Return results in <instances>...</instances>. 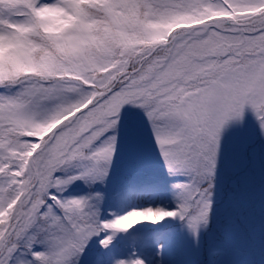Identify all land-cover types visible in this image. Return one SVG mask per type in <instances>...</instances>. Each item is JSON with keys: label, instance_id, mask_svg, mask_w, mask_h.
Returning a JSON list of instances; mask_svg holds the SVG:
<instances>
[{"label": "snow or ice", "instance_id": "snow-or-ice-1", "mask_svg": "<svg viewBox=\"0 0 264 264\" xmlns=\"http://www.w3.org/2000/svg\"><path fill=\"white\" fill-rule=\"evenodd\" d=\"M132 109L183 180L173 209L102 222L91 197L53 190L107 178L138 142ZM246 111L264 137V0H0V264H81L97 238L93 264H151L113 241L170 219L199 247L222 134Z\"/></svg>", "mask_w": 264, "mask_h": 264}, {"label": "rangeland", "instance_id": "rangeland-1", "mask_svg": "<svg viewBox=\"0 0 264 264\" xmlns=\"http://www.w3.org/2000/svg\"><path fill=\"white\" fill-rule=\"evenodd\" d=\"M124 119L125 121L133 119L137 124L140 129L138 142L135 145H129L127 142L119 144L107 178L103 182L92 183V185L97 187L92 190V195L89 193L88 185L85 187L82 185L85 181L77 180L68 185L65 193L60 196V198L91 197V203L100 211V200L97 201L95 197L97 194L101 195V189L108 188L112 193H115L119 189L118 182L121 176L134 175L132 177L133 185L136 187L133 190L135 191L134 198L126 199L122 206L123 208L119 211H114L110 206L102 208L99 213V219L102 222L112 221L132 210L140 208H155L162 205L166 209H173L172 207H175V204H173L171 185L183 180L182 177H170L166 174L163 162L151 138L150 129L146 127V121L143 119L142 114L138 110L132 109L124 113ZM78 168L80 170V167ZM134 168L138 169L134 170ZM76 172L77 170H74L72 174L76 175ZM224 173L226 177L239 173L242 180L230 184V192L227 191L226 203L216 202L217 199H214V206L219 212L218 215L221 216L224 213L223 211L234 212L236 209H247L248 206L250 208L243 230H238L235 224L223 227L224 223L231 221L227 213L219 218L218 224L223 227L222 229L229 239L230 246H233L238 251L251 252V254L250 257L244 253L241 255H229V253L224 255L220 251L221 254L216 257L217 264H264V207L259 204L264 201V137L261 136L255 117L250 111H246L242 123L230 122L222 134L218 162L219 178ZM220 186L223 191L221 192V197L224 198L225 186L223 183L217 185L218 191ZM95 191L96 193H94ZM237 191H239L240 196H238ZM117 193H121V191ZM153 197H156L161 204L156 205L157 202L154 204L150 202L149 198ZM216 209L213 210V213H216ZM176 221L178 219L165 220L157 225L139 224L135 227L138 231L133 228L127 233H118L117 238L124 243L123 248L127 247V250L133 249L137 251V254L146 257L151 264H174L177 250L181 246L180 237L177 232L169 230V225L167 224ZM139 231L151 233L144 240L142 248L132 245L133 237L135 236L136 239L137 236H140ZM202 235L203 232L200 237V245L196 247L188 231L186 232L187 247L184 255L187 264H191L194 259L196 261L197 255L202 249ZM93 245L94 247L99 246L98 238L97 243ZM217 247L220 248V246ZM209 249L208 252L206 250L202 253L206 260L205 264H209Z\"/></svg>", "mask_w": 264, "mask_h": 264}, {"label": "trees", "instance_id": "trees-1", "mask_svg": "<svg viewBox=\"0 0 264 264\" xmlns=\"http://www.w3.org/2000/svg\"><path fill=\"white\" fill-rule=\"evenodd\" d=\"M79 166H73V167H70L68 169H66L65 171H61V172H57L56 175L57 177H60V178H66L67 176H70V175H73L72 172H74V170H77L76 174H78V172L80 171ZM138 168H134V170H137ZM240 173V172H239ZM239 173H235V174H232V175H229L228 177L225 176V173L224 175L218 179V182H217V185L223 183L224 186H225V194H224V198L221 197V192H223L221 189V186L219 187V191L216 187V190H215V194H214V199H217L216 202H225L226 203V198H227V191L230 192V184H234L233 182H237V181H240L242 180V177L239 176ZM134 175H129V176H121L119 178V189L115 191V193L112 191H110L108 188L107 189H104L102 188L101 189V199H100V211L99 213L102 211V208H106L108 206H110L114 211H119L121 208H123L122 206L124 205V202L126 199L130 198V199H133L135 195V186L133 185L134 184V181H133V177ZM225 176V177H224ZM264 181V180H263ZM82 185L87 186L88 185V189L90 190L89 193L92 195V190H94L96 185H92V183H86V182H83ZM100 186V184H99ZM113 190V189H112ZM118 191H121V193H117ZM54 194L58 195L59 197L62 196L65 191L63 193H55V190H53ZM96 193V191L94 192ZM112 193V194H111ZM237 194L238 196H240V193L239 191H237ZM256 203H258L257 200H255ZM254 201V202H255ZM173 204H175V201L173 202ZM259 204H261L262 207H264V201L263 202H260ZM174 208V207H172ZM213 210L216 209V207L213 205ZM249 206L247 207V209L245 208H241V209H236L234 210V212L232 211H223L224 213L219 216V212L217 211L216 209V213H213L212 211V214L210 216V222H209V225H208V228L207 230L203 231V235H202V249H200V252L198 253L199 255H197V259L195 261V259L193 261H191V264H205L206 263V260L204 259V256L202 255L203 252H205L207 250L208 252V249L209 248H213V247H217V246H220V248H218L224 255H229L230 254H239L241 255L242 253L248 255L250 257V254L251 252H244V251H238L236 248H234L233 246H230V243L228 242L229 239L228 237L225 235V232L223 231V227H226V226H232V225H237V229L238 230H243L245 228V220L247 218V214L249 215ZM227 209V208H226ZM225 209V210H226ZM229 216V219L231 221H229V223H224L223 224V227L219 226V218L220 217H223L224 214H226ZM106 214V213H104ZM102 214V215H104ZM224 222V221H223ZM169 225V230H173L174 232H177L180 237V248L177 250V255L175 257V263L174 264H187V261L185 262V255L184 253L186 252V247H187V241L185 240V235H186V232H187V229L183 226L182 222L179 221H176V222H172L170 224H167ZM137 228H134V230H136ZM257 229V228H256ZM138 231V229H137ZM139 237L137 236V233H136V239H135V236L133 237V240H132V245H138V246H142L143 243L145 242L144 240L147 239L148 235H150L151 233L150 232H147V231H139ZM119 238L116 237V240L113 241V243H116L117 241H120L118 240ZM123 245L124 243L121 242V248L125 251L127 250V247H124L123 248ZM99 246L97 247H94V245L92 243L89 244V248L86 249L85 251V254L84 256L81 258V264H92L94 259H95V256H96V252H95V249L98 248ZM133 248V247H132ZM230 248V249H229ZM37 250H41L39 247L37 248ZM130 250H133V249H130ZM210 250V249H209ZM240 258V257H239ZM195 261V262H194Z\"/></svg>", "mask_w": 264, "mask_h": 264}, {"label": "bare ground", "instance_id": "bare-ground-1", "mask_svg": "<svg viewBox=\"0 0 264 264\" xmlns=\"http://www.w3.org/2000/svg\"><path fill=\"white\" fill-rule=\"evenodd\" d=\"M149 199L151 200L150 202H152L153 204L157 202L156 205H159V203H160V202H158V200H157L156 197L149 198ZM160 204H161V203H160ZM163 206H164V205H163ZM160 207H162V205H161Z\"/></svg>", "mask_w": 264, "mask_h": 264}]
</instances>
